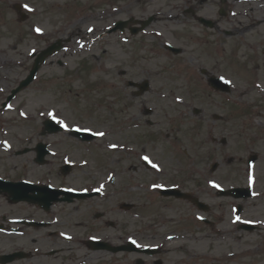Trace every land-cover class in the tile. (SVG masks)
Masks as SVG:
<instances>
[{"label":"rangeland","instance_id":"obj_1","mask_svg":"<svg viewBox=\"0 0 264 264\" xmlns=\"http://www.w3.org/2000/svg\"><path fill=\"white\" fill-rule=\"evenodd\" d=\"M16 3L27 14L21 21L13 8ZM211 5L204 7L216 10ZM182 7V0H0V89L5 90L0 92V109L4 97L28 74L30 54L55 40H67L11 105L0 110V140L9 139L14 150L30 132L41 130L42 118L48 116L63 121L66 129L74 125L98 132L104 147H123V151L102 152L108 170L119 177L118 188L124 182L128 186L130 178L146 188L149 183L178 181L192 187L200 183L204 189L216 182L245 185V162L254 152L258 154L253 169L255 196L243 203L240 218L264 223V27L252 25L250 35L227 37L183 16ZM151 14L156 20L141 33L107 32L118 20ZM165 43L183 52L172 54L163 48ZM200 67L227 77L231 92L209 93ZM142 79L149 80L151 90L134 96L125 82ZM145 108L152 112L146 114ZM193 108L200 110L198 115ZM214 115L221 119L214 120ZM211 135L225 137L227 143H212ZM140 156L156 163V172L145 169ZM215 161L219 165L212 172ZM20 162H24L21 156L0 149V169ZM125 190L123 197L134 199L137 211L159 222L160 212L171 220L180 210L187 212L181 227L183 235L186 229L191 232L181 242L187 249L180 256L193 258L189 264H264V246L254 249L264 234H248L233 226L231 209L223 214L225 200L207 201V194L202 195L213 206L209 216L218 221L216 228L233 231L224 243H215L218 230L197 222L194 208L155 199L144 189ZM108 202L113 208L115 200ZM163 219L167 223L157 230L170 233L172 222ZM199 236L205 237L199 240ZM242 250L235 263L226 261L228 253ZM171 253L173 259L177 253Z\"/></svg>","mask_w":264,"mask_h":264},{"label":"flooded vegetation","instance_id":"obj_2","mask_svg":"<svg viewBox=\"0 0 264 264\" xmlns=\"http://www.w3.org/2000/svg\"><path fill=\"white\" fill-rule=\"evenodd\" d=\"M217 1L222 4L211 5L216 10H207L204 5L210 0H182V15L202 28L199 18L212 20L213 28L219 32L218 22L228 17L230 10L224 7L226 0ZM221 5L222 16L219 13ZM261 11L256 25L264 26V7ZM45 135L52 139L42 140ZM40 143L45 147H38ZM44 150L48 153L45 163L40 164L38 152ZM103 150L106 151L104 146L79 141L70 131L44 134L41 130L30 132L14 150L11 146L7 149L6 152L21 156L24 162L0 169V179L4 181L0 182V264L187 263L180 256L185 255L180 242L184 240L182 215L187 212L180 210L178 218L169 226L173 230L167 239L174 234L171 241L177 242L176 247L165 248L168 244L162 240L166 241V233L152 229L153 220L137 211L135 200L123 197L125 189H143V182L130 178L128 186L124 187V182L123 187L118 188L119 177L108 170ZM177 183L180 189L188 186L180 181ZM184 190L203 201L205 193L200 183ZM206 194L207 201L223 198L226 202L223 214L227 213L229 197H221L217 192L207 191ZM166 198L178 200L172 196ZM109 200H115L113 208L108 206ZM182 202L197 210L186 200ZM207 210L209 214L213 206L209 205ZM202 223L210 229L219 224L216 218ZM253 231L264 234V227H256ZM263 246L264 237L254 249L261 250ZM118 247L121 251H112ZM150 250H154L153 253ZM171 252L177 253L173 259H170Z\"/></svg>","mask_w":264,"mask_h":264},{"label":"water","instance_id":"obj_3","mask_svg":"<svg viewBox=\"0 0 264 264\" xmlns=\"http://www.w3.org/2000/svg\"><path fill=\"white\" fill-rule=\"evenodd\" d=\"M24 18H25V14L20 13V20H23ZM59 48H60V42L58 41V42H56V43L51 44V45L48 46L45 50H43V51L37 56V58H36V60H35V63H34V66H33L32 70L30 71L28 77H27L25 80H23V81L21 82L20 87H19L17 90H15L14 92H16V91H18L19 89H21L22 87L26 86V85L32 80V78H33L35 72L37 71L39 62H42L43 59H44L47 55H49L50 53H52L53 51H55V50H57V49H59ZM179 51H180L179 49H174V52H179ZM135 85H137V84H135ZM137 86H138V85H137ZM219 87H220V86H219ZM140 89H141V92L145 89V82L141 85ZM14 92H13V93H14ZM50 127H51V126H50ZM254 158H255V157L252 156V159H254ZM231 193L234 194L235 197H246L247 195H249L247 189H239V188L232 190Z\"/></svg>","mask_w":264,"mask_h":264},{"label":"snow or ice","instance_id":"obj_4","mask_svg":"<svg viewBox=\"0 0 264 264\" xmlns=\"http://www.w3.org/2000/svg\"><path fill=\"white\" fill-rule=\"evenodd\" d=\"M37 31H39V29H37ZM145 159H147V158H145Z\"/></svg>","mask_w":264,"mask_h":264}]
</instances>
